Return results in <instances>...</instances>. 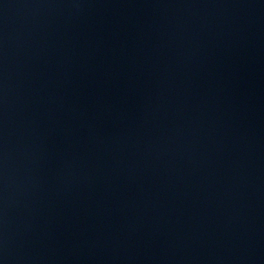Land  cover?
Returning <instances> with one entry per match:
<instances>
[{
    "label": "water",
    "instance_id": "95a60500",
    "mask_svg": "<svg viewBox=\"0 0 264 264\" xmlns=\"http://www.w3.org/2000/svg\"><path fill=\"white\" fill-rule=\"evenodd\" d=\"M0 264H264V0H0Z\"/></svg>",
    "mask_w": 264,
    "mask_h": 264
}]
</instances>
